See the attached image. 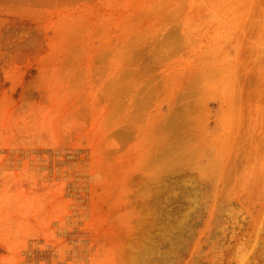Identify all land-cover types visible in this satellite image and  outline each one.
Wrapping results in <instances>:
<instances>
[{"label":"rangeland","instance_id":"1","mask_svg":"<svg viewBox=\"0 0 264 264\" xmlns=\"http://www.w3.org/2000/svg\"><path fill=\"white\" fill-rule=\"evenodd\" d=\"M0 264H264V0H0Z\"/></svg>","mask_w":264,"mask_h":264},{"label":"bare ground","instance_id":"2","mask_svg":"<svg viewBox=\"0 0 264 264\" xmlns=\"http://www.w3.org/2000/svg\"><path fill=\"white\" fill-rule=\"evenodd\" d=\"M244 254V253H243Z\"/></svg>","mask_w":264,"mask_h":264}]
</instances>
